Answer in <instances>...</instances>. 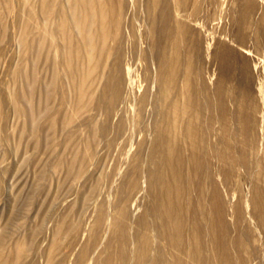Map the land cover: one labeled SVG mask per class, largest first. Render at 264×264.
Segmentation results:
<instances>
[{
  "label": "rangeland",
  "instance_id": "1",
  "mask_svg": "<svg viewBox=\"0 0 264 264\" xmlns=\"http://www.w3.org/2000/svg\"><path fill=\"white\" fill-rule=\"evenodd\" d=\"M0 264H264V0H0Z\"/></svg>",
  "mask_w": 264,
  "mask_h": 264
},
{
  "label": "bare ground",
  "instance_id": "2",
  "mask_svg": "<svg viewBox=\"0 0 264 264\" xmlns=\"http://www.w3.org/2000/svg\"><path fill=\"white\" fill-rule=\"evenodd\" d=\"M167 209L170 206V201H166Z\"/></svg>",
  "mask_w": 264,
  "mask_h": 264
}]
</instances>
